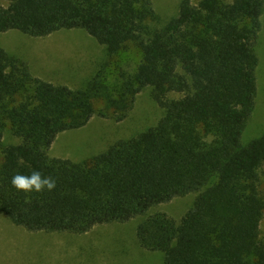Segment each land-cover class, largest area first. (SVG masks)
<instances>
[{
	"label": "trees",
	"instance_id": "trees-1",
	"mask_svg": "<svg viewBox=\"0 0 264 264\" xmlns=\"http://www.w3.org/2000/svg\"><path fill=\"white\" fill-rule=\"evenodd\" d=\"M263 15L264 0H181L167 21L152 0L0 3V33L81 28L106 49L89 81L72 88L34 75L0 46V213L31 231L76 234L146 215L137 239L163 252L162 264H264V132L242 139L256 108ZM131 43L139 65L114 72ZM147 87L163 109L154 126L82 161L50 154L60 133L96 115L126 118ZM8 125L19 143L5 142ZM33 170L55 189L13 187L14 175ZM189 193L180 220L146 214Z\"/></svg>",
	"mask_w": 264,
	"mask_h": 264
},
{
	"label": "rangeland",
	"instance_id": "rangeland-1",
	"mask_svg": "<svg viewBox=\"0 0 264 264\" xmlns=\"http://www.w3.org/2000/svg\"><path fill=\"white\" fill-rule=\"evenodd\" d=\"M180 1L152 0L162 21L178 13ZM0 3H5V0H0ZM0 46L24 59L34 75L72 88L83 87L106 56L104 45L81 28L63 29L44 37L9 30L0 33ZM258 54L256 108L243 133L244 143L264 132V15ZM140 60L141 49L131 43L125 52L115 57L113 71L118 72L120 67L134 71ZM180 96V93L169 95L172 98ZM96 105L103 107L104 102L99 100ZM162 114L163 109L153 98L151 88L147 87L137 95L123 120L96 115L86 126L60 133L49 152L52 156L82 161L107 150L121 139L154 126ZM4 140L7 144L20 142L12 134L10 125ZM195 196V193H189L175 197L151 207L146 214L166 212L180 220L193 204ZM145 216L99 225L85 234H76L31 231L0 213V264H162L163 252L144 249L138 242L137 225ZM261 231L264 237V218Z\"/></svg>",
	"mask_w": 264,
	"mask_h": 264
},
{
	"label": "clouds",
	"instance_id": "clouds-1",
	"mask_svg": "<svg viewBox=\"0 0 264 264\" xmlns=\"http://www.w3.org/2000/svg\"><path fill=\"white\" fill-rule=\"evenodd\" d=\"M11 183L18 191L24 193H40L44 190L52 191L56 187V181L48 176H43L40 171L33 170L30 175L16 174Z\"/></svg>",
	"mask_w": 264,
	"mask_h": 264
},
{
	"label": "crops",
	"instance_id": "crops-1",
	"mask_svg": "<svg viewBox=\"0 0 264 264\" xmlns=\"http://www.w3.org/2000/svg\"><path fill=\"white\" fill-rule=\"evenodd\" d=\"M259 67V66H258Z\"/></svg>",
	"mask_w": 264,
	"mask_h": 264
}]
</instances>
